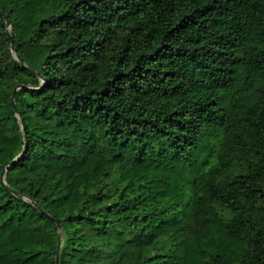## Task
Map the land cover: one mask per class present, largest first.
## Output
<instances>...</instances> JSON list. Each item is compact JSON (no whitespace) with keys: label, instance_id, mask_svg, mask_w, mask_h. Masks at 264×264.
<instances>
[{"label":"trees","instance_id":"obj_1","mask_svg":"<svg viewBox=\"0 0 264 264\" xmlns=\"http://www.w3.org/2000/svg\"><path fill=\"white\" fill-rule=\"evenodd\" d=\"M56 262L264 264V0H0V264Z\"/></svg>","mask_w":264,"mask_h":264},{"label":"water","instance_id":"obj_2","mask_svg":"<svg viewBox=\"0 0 264 264\" xmlns=\"http://www.w3.org/2000/svg\"><path fill=\"white\" fill-rule=\"evenodd\" d=\"M6 23L9 24L8 20H6ZM12 44V43H11ZM12 100L14 101V94L12 95ZM4 175V172L2 173V176ZM57 227H59V223L56 221ZM57 260V259H56ZM57 264V262H56Z\"/></svg>","mask_w":264,"mask_h":264}]
</instances>
